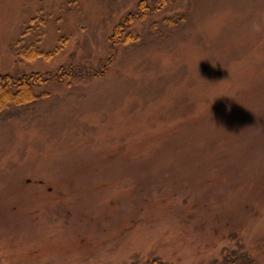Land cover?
Masks as SVG:
<instances>
[{"label":"rangeland","instance_id":"1","mask_svg":"<svg viewBox=\"0 0 264 264\" xmlns=\"http://www.w3.org/2000/svg\"><path fill=\"white\" fill-rule=\"evenodd\" d=\"M140 1L0 0V74L98 69L0 111V264H264V0H143L112 48Z\"/></svg>","mask_w":264,"mask_h":264},{"label":"trees","instance_id":"2","mask_svg":"<svg viewBox=\"0 0 264 264\" xmlns=\"http://www.w3.org/2000/svg\"><path fill=\"white\" fill-rule=\"evenodd\" d=\"M144 1L141 0L137 4L138 11L130 10L125 17L114 25L112 34L110 35L112 48H114L116 44L126 43V38H128L129 35H132V31H129V29L125 36H122V34L124 33V30L126 31V28L132 26L136 19H143L148 14H154L155 9L151 8V10L148 11L147 8H149V5H147V3L144 5ZM171 18L173 17H165L164 19L173 21ZM37 51L38 50H34L33 48L29 51L21 50L19 55L23 58L29 56L31 58L38 53ZM107 63L104 66L106 69L108 66ZM104 67L103 69H105ZM86 68L87 67L80 65H69L59 68L52 75H46L40 72L22 73L17 76H12L10 73L0 74V111L10 105H22L37 100L36 98H38L39 95L35 92L36 88L49 80L62 81L65 78L81 77L83 76L81 74H85L83 73L84 69L87 70L85 76H88V73H91L90 75H96L98 69L96 70L92 68L90 72L88 71L90 68ZM106 69L103 71H106ZM224 264H254V260L253 257L251 258L248 254L243 253L241 255L234 253Z\"/></svg>","mask_w":264,"mask_h":264}]
</instances>
